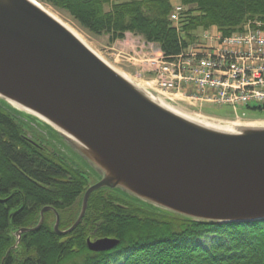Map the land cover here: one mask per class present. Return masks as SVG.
Instances as JSON below:
<instances>
[{"label": "water", "instance_id": "1", "mask_svg": "<svg viewBox=\"0 0 264 264\" xmlns=\"http://www.w3.org/2000/svg\"><path fill=\"white\" fill-rule=\"evenodd\" d=\"M38 4L0 0V102L48 128L98 181L69 229L60 230L58 211L46 206L36 227L14 233L13 249L50 211L58 235L73 232L102 189L195 222H264V126L215 120L218 130L188 119L190 112L139 89ZM118 244L87 239L94 253Z\"/></svg>", "mask_w": 264, "mask_h": 264}, {"label": "trees", "instance_id": "2", "mask_svg": "<svg viewBox=\"0 0 264 264\" xmlns=\"http://www.w3.org/2000/svg\"><path fill=\"white\" fill-rule=\"evenodd\" d=\"M37 1L66 13L90 35H106L111 42L126 34L140 36L169 58L182 54L211 27L227 38L248 23H264V0H181L179 28L170 21V0ZM242 111L253 116L264 107L250 105ZM226 114L234 117L232 110ZM21 117L0 102V264H264V222H195L108 189L90 196L86 216L73 232L58 235L50 211L42 227L23 234L13 249L14 233L36 227L46 206L58 211L60 230L69 229L90 187L86 174L61 153L51 152L44 139L39 142L31 122ZM27 129L38 146L27 139ZM88 238H112L119 244L94 253Z\"/></svg>", "mask_w": 264, "mask_h": 264}, {"label": "built area", "instance_id": "3", "mask_svg": "<svg viewBox=\"0 0 264 264\" xmlns=\"http://www.w3.org/2000/svg\"><path fill=\"white\" fill-rule=\"evenodd\" d=\"M183 12L181 4L173 6L170 21L174 27H180ZM147 44L151 49V43ZM156 54L164 70L151 64L156 67L150 69L151 82L164 93L198 100L189 103L196 107L202 103L229 106L237 121L245 116L243 108L264 107V23H248L241 33L227 38L211 27L204 31L201 42L178 56L165 57L160 49Z\"/></svg>", "mask_w": 264, "mask_h": 264}, {"label": "rangeland", "instance_id": "4", "mask_svg": "<svg viewBox=\"0 0 264 264\" xmlns=\"http://www.w3.org/2000/svg\"><path fill=\"white\" fill-rule=\"evenodd\" d=\"M42 5L49 9L52 13H54V15L65 22L68 26L73 28L94 52L105 57L112 66L114 64V68L127 75L132 81L140 84L141 86H146L145 84L148 82L147 84L150 83L153 85L152 87L155 91L161 88L160 85H158L155 81L151 83L153 79L150 73L151 68L155 69L156 67H159V69L164 70L161 61L157 60L158 54L156 53L158 52V49H160L158 45L150 44L151 49H149L147 42L142 37L133 34H126L123 40H117L115 42H111L110 38L106 35H90L82 30L80 26L77 25V23H75L66 13L58 11L48 4L42 3ZM203 35L204 32L201 31L199 33V38H197L195 44L201 42ZM151 64L156 65V67L154 66V68L153 66H151ZM182 83L183 85H186L184 84V82ZM157 93L159 94L160 92ZM177 97L180 99V101H178L180 104L178 107L182 111L190 112L191 114H195V112H198L209 119L219 120L221 122L229 124L239 123L240 125H264V111L260 114H253V116L248 115L246 114V112H244L246 116H242V119L237 121L235 115L233 117L226 114L227 111L232 110L231 108H229V106L227 108H218L212 105V103H202L201 105H198V107H196L193 105L196 104L195 102H197L198 100L191 99L190 101L186 97ZM189 103H192L193 105ZM21 118L28 123L31 122V127L34 129V133H38L37 140H39V142L44 139V145L48 147L51 152L61 153L62 155H64V157L67 158L71 166L81 169L89 178L90 186L94 185L98 181V177L96 176V174H92L90 171L91 169L88 168V166L69 148L65 147L57 138H55L54 135L51 134L49 129L42 128L41 126L34 124L31 120H29L27 115L22 114ZM26 134L29 138L35 137L32 130L30 131L27 129Z\"/></svg>", "mask_w": 264, "mask_h": 264}, {"label": "bare ground", "instance_id": "5", "mask_svg": "<svg viewBox=\"0 0 264 264\" xmlns=\"http://www.w3.org/2000/svg\"><path fill=\"white\" fill-rule=\"evenodd\" d=\"M39 5V4H38ZM41 8H43L44 10H46L49 14H51L53 17H55L57 20H59L61 23H63L70 31H72L79 39H81L83 42H85L83 39H82V37L73 29V28H71L70 26H68L65 22H63L61 19H59L56 15H54V13H52L49 9H47L46 7H44L43 5H39ZM86 43V42H85ZM98 54V53H97ZM99 55V54H98ZM101 58H103V59H105L106 61H107V59L105 58V57H103V56H101V55H99ZM113 67H114V64H113ZM116 69V68H115ZM119 73H121V75H123L125 78H127L128 80H130L131 81V79L127 76V75H125V74H123L122 72H120L119 70H117ZM132 82V81H131ZM148 83V82H147ZM145 84L146 86H144V85H142V86H137L139 89H141V90H143L144 88H147V89H150V90H153V91H155L154 89H153V85L152 84ZM151 83H153V82H151ZM156 92H160L159 94L162 96V97H164V98H166V99H170L171 101H176L177 103H179L178 101H179V99H177L178 97L177 96H174V95H172V94H170V93H163L161 90H156ZM173 99V100H172ZM180 114H182V113H180ZM190 114V113H189ZM188 117V119H190V120H192V121H194V122H196V123H198V124H201V125H204V126H206V127H209V128H215V129H218V130H220V129H222V126H219L218 125V123H217V121H215V120H212V119H209V118H207V117H205V116H203V115H201L200 113H198V112H195V114L193 115V114H191L190 116L188 115L187 116ZM240 125L239 123H234L233 125ZM231 126V125H230ZM251 126H264V125H262V124H254V125H251ZM227 129V128H226ZM226 129H223V130H226Z\"/></svg>", "mask_w": 264, "mask_h": 264}, {"label": "crops", "instance_id": "6", "mask_svg": "<svg viewBox=\"0 0 264 264\" xmlns=\"http://www.w3.org/2000/svg\"><path fill=\"white\" fill-rule=\"evenodd\" d=\"M171 4L174 5H178L181 4V0H170Z\"/></svg>", "mask_w": 264, "mask_h": 264}]
</instances>
